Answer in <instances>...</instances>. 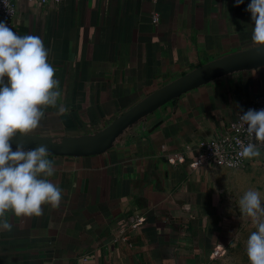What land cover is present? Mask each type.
I'll return each instance as SVG.
<instances>
[{"label": "crops", "instance_id": "crops-1", "mask_svg": "<svg viewBox=\"0 0 264 264\" xmlns=\"http://www.w3.org/2000/svg\"><path fill=\"white\" fill-rule=\"evenodd\" d=\"M14 1L12 30L42 39L61 93L29 136L56 143L92 138L185 75L255 48L250 0ZM261 96L264 67L235 72L167 102L101 152L48 153L61 202L40 216L7 213L0 264H250L256 223L238 200L249 189L264 200L263 155L241 170L191 164L200 142ZM175 155L184 162L171 164ZM136 216L141 228L115 242Z\"/></svg>", "mask_w": 264, "mask_h": 264}, {"label": "clouds", "instance_id": "clouds-1", "mask_svg": "<svg viewBox=\"0 0 264 264\" xmlns=\"http://www.w3.org/2000/svg\"><path fill=\"white\" fill-rule=\"evenodd\" d=\"M236 6L244 0H235ZM253 28L251 40L258 55L264 56V0H250ZM48 49L39 36H20L6 22L0 21V228L11 231L6 218L43 214V205L58 207L62 189L49 177L55 174L48 148L40 145L25 149L23 144L13 150L11 139L29 136L40 125L44 106H57L61 93L55 69L48 60ZM61 113L67 109L59 106ZM246 131L256 143L242 146L244 158L260 156L259 144L264 143V109H249L240 115ZM59 142V141H57ZM242 216L253 219L256 230L247 238L246 251L250 264H264V200L261 193L249 189L239 197Z\"/></svg>", "mask_w": 264, "mask_h": 264}, {"label": "water", "instance_id": "water-1", "mask_svg": "<svg viewBox=\"0 0 264 264\" xmlns=\"http://www.w3.org/2000/svg\"><path fill=\"white\" fill-rule=\"evenodd\" d=\"M261 67H264V56L258 55L255 48L239 52L202 66L158 90L116 120L108 129L92 138L63 139L61 143H56L49 138L23 137L17 133L10 142L13 149H16L19 144H23L25 149H34L40 145H46L48 153L51 154L83 155L98 153L108 148L126 127L183 93L229 74Z\"/></svg>", "mask_w": 264, "mask_h": 264}, {"label": "built area", "instance_id": "built-area-1", "mask_svg": "<svg viewBox=\"0 0 264 264\" xmlns=\"http://www.w3.org/2000/svg\"><path fill=\"white\" fill-rule=\"evenodd\" d=\"M30 2L40 1L44 2H60L61 0H29ZM17 14L16 4L14 0H0V21H4L12 29L14 26V20ZM160 22L159 14L152 15V23L158 25ZM250 109L260 110L264 109V96L256 98ZM246 112V111H244ZM239 113L236 120L231 122L226 130L219 134L214 139L204 140L198 145V153L194 162L191 164L192 168H228L241 170L247 168L249 162L248 158L241 157L239 152L242 146L248 143H256L255 138L250 136L246 131V125L240 119ZM259 151L264 157V143L259 144ZM171 164H178L184 162V158L181 155H175L169 157ZM264 169V159L262 162ZM145 219L140 216H136L131 224L122 228L115 238V242L122 241L128 242L129 233L137 231L144 224Z\"/></svg>", "mask_w": 264, "mask_h": 264}]
</instances>
